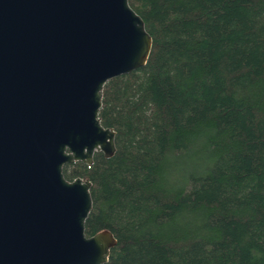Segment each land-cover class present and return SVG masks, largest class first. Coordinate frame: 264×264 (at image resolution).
Masks as SVG:
<instances>
[{"label":"trees","instance_id":"trees-1","mask_svg":"<svg viewBox=\"0 0 264 264\" xmlns=\"http://www.w3.org/2000/svg\"><path fill=\"white\" fill-rule=\"evenodd\" d=\"M151 37L107 79L114 152L62 165L90 180L100 264H264V0H128Z\"/></svg>","mask_w":264,"mask_h":264},{"label":"water","instance_id":"water-1","mask_svg":"<svg viewBox=\"0 0 264 264\" xmlns=\"http://www.w3.org/2000/svg\"><path fill=\"white\" fill-rule=\"evenodd\" d=\"M151 37L128 0H0V264H100L90 180L62 165L114 152L104 82L144 64Z\"/></svg>","mask_w":264,"mask_h":264}]
</instances>
